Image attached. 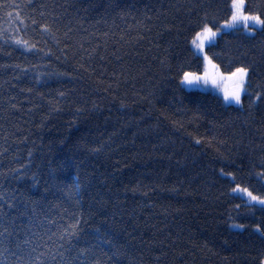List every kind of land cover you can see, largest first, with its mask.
I'll use <instances>...</instances> for the list:
<instances>
[{"label":"trees","instance_id":"obj_1","mask_svg":"<svg viewBox=\"0 0 264 264\" xmlns=\"http://www.w3.org/2000/svg\"><path fill=\"white\" fill-rule=\"evenodd\" d=\"M233 1L0 0V264H264L234 192L264 199V25L223 29ZM205 28L238 104L183 85Z\"/></svg>","mask_w":264,"mask_h":264},{"label":"rangeland","instance_id":"obj_2","mask_svg":"<svg viewBox=\"0 0 264 264\" xmlns=\"http://www.w3.org/2000/svg\"><path fill=\"white\" fill-rule=\"evenodd\" d=\"M235 5V6H234ZM237 16V20L233 21V15ZM243 17H258L255 15H249L245 13V1L244 0H234L232 3V16L231 19L222 25V28L238 27V26H253L254 29H259L262 27L261 24L254 23L251 19L245 21ZM232 25V26H229ZM210 29V28H208ZM250 29V28H249ZM211 30V33L215 35H210L205 33V29L200 31L193 41V47L197 54L201 55L204 59V71L201 74L190 73L186 74L183 78V85L189 89H201L205 91H210L220 95L224 101L228 104H238L232 99L233 94L238 93L240 96V102L242 100L243 94L246 92L247 82H248V71L242 75L241 73L234 71L232 73H221L214 68L212 61L206 52V47L216 41L220 30ZM191 80L192 83H188L186 80ZM227 97V98H226ZM235 193L241 194L247 199L249 203H260L264 201L263 198H258L257 196L251 194L249 191L237 188ZM255 197L256 199H253Z\"/></svg>","mask_w":264,"mask_h":264},{"label":"snow or ice","instance_id":"obj_3","mask_svg":"<svg viewBox=\"0 0 264 264\" xmlns=\"http://www.w3.org/2000/svg\"><path fill=\"white\" fill-rule=\"evenodd\" d=\"M235 6V5H234ZM242 19H244L245 21L251 19L254 23H258L261 25H264V20H261L259 17H243ZM237 20V16L234 14L233 15V21ZM232 26V25H229ZM253 29H249V31H252ZM205 33H208L210 35H215V33H211V30L208 28H205ZM193 43H196V41H193ZM245 69H237V72L241 73L242 75L245 73ZM186 80H187V76H186ZM188 83H192L191 80H187ZM227 98V97H226ZM232 99L235 100L236 103H240V96L238 93L233 94ZM253 199H256L255 197H253ZM260 203H264V201H260Z\"/></svg>","mask_w":264,"mask_h":264}]
</instances>
